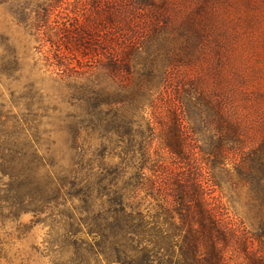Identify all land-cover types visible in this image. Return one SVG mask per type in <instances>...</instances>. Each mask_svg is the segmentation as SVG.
<instances>
[{
    "label": "rangeland",
    "instance_id": "374dc122",
    "mask_svg": "<svg viewBox=\"0 0 264 264\" xmlns=\"http://www.w3.org/2000/svg\"><path fill=\"white\" fill-rule=\"evenodd\" d=\"M97 2L104 1L61 0L48 20L51 43L36 30L51 0H0V158L20 154L34 161L39 156L47 164L31 173L40 174L31 178L34 186L23 187L19 214L0 203V264L88 263L80 249L95 242L85 223L89 205L65 174L87 167L94 154L117 155L130 138L125 129L95 133L92 124L96 110L90 88L98 80L110 87L116 73L107 65V50L87 55L63 48L61 57L53 42L67 29L76 33L86 26L115 39L120 51L126 44L117 33L129 30L131 12L138 17L133 25L144 29L146 40L154 38L151 46L157 50L146 60L132 59L116 76V86L140 90L150 80L143 71L152 67L154 104L135 112L143 134L137 140L151 144L154 159L169 166L162 143L178 117L193 167L203 157L213 170L206 149L220 143L231 149L215 168L222 191L204 185L221 217L250 230L256 222L253 210L264 207V187L253 190L237 178L247 155L264 143V0H150L144 12L130 14L125 4L114 3L117 9L107 12L95 7ZM56 61L69 66L70 77L50 66ZM117 108L129 118L137 110L127 103ZM197 168L203 179L206 169Z\"/></svg>",
    "mask_w": 264,
    "mask_h": 264
},
{
    "label": "trees",
    "instance_id": "16d2710c",
    "mask_svg": "<svg viewBox=\"0 0 264 264\" xmlns=\"http://www.w3.org/2000/svg\"><path fill=\"white\" fill-rule=\"evenodd\" d=\"M103 1L95 3V7L100 10L104 8L107 12L117 9L114 3L128 6L126 11L129 14L130 11L144 12L151 6L150 0ZM60 2L51 0V3H47L45 19L36 28L46 42H51L46 31L48 20ZM134 15L131 12L127 18L129 30L117 33L126 44L120 51L115 39L109 38L103 31H93L86 26L78 27L76 33L75 28L67 29V35L58 39L60 43L53 42L61 57L65 56L63 48L87 51V55L107 50V65L111 72H116L113 74L115 83L110 87H106L103 80L92 84L90 102H94L96 110L92 124L95 133L125 129L126 136L130 138V145L121 147L117 155L107 151L104 155L94 154L87 167L77 166L65 174L64 179L70 178L72 181L70 185L82 189L79 197L89 205L85 223L95 242L85 244L86 247H82L80 252L86 255L87 264H264V207L254 206L257 207L253 210L256 222L249 230L245 225L227 222L209 203L204 185L219 187L222 191V182L215 174V168L222 165L226 153L231 150L226 144L220 143L206 149V154L213 160V170L210 168L209 171L208 162L203 157L195 167L187 162L188 135L186 128L180 126L178 117L173 120L175 128L171 132L172 137L167 131L168 138L162 143V149L171 157L169 166L164 160L154 159L151 144L137 140L143 134L135 112L142 114L144 106L154 104L151 96L155 89L152 67L149 65L143 71L142 75L150 80L140 90H128L120 84L116 86V76L118 71H124V67L129 68L132 59L146 60L157 50L151 46L154 38L146 40L143 37L144 29L133 25L132 21L138 19ZM143 21L146 22L145 19ZM111 36L115 38V34ZM141 43L143 48L138 47ZM56 62H51L50 66L68 76L66 71L69 66ZM166 82L163 79L161 88ZM125 103L131 109L132 106L137 108L130 118L120 114L117 108ZM104 138L111 142L108 137ZM114 159H118V162H114ZM42 161L43 158L39 156L31 161L20 154L0 158V203L7 205L2 207L3 210L20 213L26 195L23 187L33 185L32 179L40 176H35L37 173L30 175L36 167L37 171L45 169L47 164ZM198 166L207 171L203 179ZM148 171L152 173L150 177ZM237 176L240 184L251 185L253 190L264 187V143L247 155L237 170ZM98 200L102 203L98 204ZM235 226L244 229L239 230ZM73 263L81 264L78 261Z\"/></svg>",
    "mask_w": 264,
    "mask_h": 264
}]
</instances>
